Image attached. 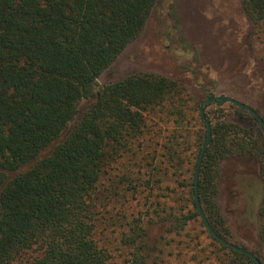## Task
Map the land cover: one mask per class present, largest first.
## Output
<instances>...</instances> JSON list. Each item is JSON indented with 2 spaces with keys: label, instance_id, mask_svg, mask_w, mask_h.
I'll use <instances>...</instances> for the list:
<instances>
[{
  "label": "trees",
  "instance_id": "1",
  "mask_svg": "<svg viewBox=\"0 0 264 264\" xmlns=\"http://www.w3.org/2000/svg\"><path fill=\"white\" fill-rule=\"evenodd\" d=\"M157 1L0 0V264H117L121 252L125 264H164L159 242L149 244L147 233L153 217L167 220L164 212L173 227L167 232L185 233L191 264H255L206 230L194 174L209 121L198 199L226 240L230 231L216 202L219 166L253 155L264 181L258 121L229 104L207 107L204 120L185 87L155 74L97 89L100 74L138 38ZM242 6L264 61V0H242ZM85 100L92 101L88 110L43 155ZM137 161L145 162L147 178L135 176ZM156 188L165 202L144 194L145 211L127 214L140 194ZM117 207L124 212L107 221L121 229L112 249L97 226L103 210ZM258 218L264 243V190ZM188 227L200 230L190 234ZM203 233L211 240L206 247Z\"/></svg>",
  "mask_w": 264,
  "mask_h": 264
},
{
  "label": "rangeland",
  "instance_id": "2",
  "mask_svg": "<svg viewBox=\"0 0 264 264\" xmlns=\"http://www.w3.org/2000/svg\"><path fill=\"white\" fill-rule=\"evenodd\" d=\"M260 49L253 37L252 24L247 17L242 0H158L150 12L145 27L136 40L129 43L120 55L97 79V89L138 74H155L185 87L195 101L205 95H225L234 98L264 114V61L256 53ZM248 81L250 85L248 86ZM256 99H260L259 103ZM92 101L80 103L78 114L47 151L61 142L74 128ZM228 104L224 105L229 109ZM208 111L215 110L214 105ZM244 156V157H243ZM228 158L220 163L216 202L229 228L226 240L251 253H257L264 262V243L259 241L258 210L264 190V181L258 174L256 157L247 155ZM135 176L141 178L148 172L145 162L137 161ZM139 172V174H137ZM144 194L153 203L165 202L156 189L140 194L127 214L145 211ZM158 195V196H157ZM157 197V198H154ZM147 202V201H146ZM168 204V203H167ZM109 209V208H108ZM103 210L97 226L98 236L108 247L118 248L120 230L109 226L116 214L124 210ZM156 217V224L147 227L148 242H159L164 264H191L193 252L186 245L185 233H169L171 220ZM187 228L190 234L199 231ZM201 247L211 242L206 233L201 234ZM164 237L162 240L161 238ZM169 242V245L166 243ZM118 255L119 252H114ZM117 257V256H116ZM125 255L116 258L117 264H125Z\"/></svg>",
  "mask_w": 264,
  "mask_h": 264
},
{
  "label": "water",
  "instance_id": "3",
  "mask_svg": "<svg viewBox=\"0 0 264 264\" xmlns=\"http://www.w3.org/2000/svg\"><path fill=\"white\" fill-rule=\"evenodd\" d=\"M232 105L240 110H243L247 113H249L250 115H252L255 120L258 121V123L262 126V129L264 131V121L261 117V115L259 113H257L254 109H252L251 107H249L248 105L225 95H220V96H210V97H206L203 100L200 101L199 103V111H200V115L201 117L205 120V109L209 106L212 105ZM205 126H206V140L204 142V144L201 147V150L198 154V158H197V162H196V169H195V174H194V200L200 215V219L204 222L205 226H206V230L211 234V236L213 238H215L216 240H218L221 244L225 245L228 248H231L237 252H240L241 254L249 257L251 260H253L255 262V264H261L260 261L257 259V257L251 253L250 251L241 248L235 244H232L230 242H228L227 240H224L223 238L219 237L214 230L211 228V226L208 223L207 217L205 212L203 211V208L199 202L198 199V190H197V183H198V178H199V171H200V166H201V162H202V157L203 154L205 152V149L209 143V140L211 138V127H210V123L209 121H205Z\"/></svg>",
  "mask_w": 264,
  "mask_h": 264
},
{
  "label": "crops",
  "instance_id": "4",
  "mask_svg": "<svg viewBox=\"0 0 264 264\" xmlns=\"http://www.w3.org/2000/svg\"><path fill=\"white\" fill-rule=\"evenodd\" d=\"M250 85V82L248 81V86ZM260 99H256V102L259 103ZM262 117H264V114L261 115ZM247 156H250V157H256V156H253V155H247ZM244 157V156H243ZM257 158V157H256ZM257 161H258V171H259V175H260V164H259V160L257 158Z\"/></svg>",
  "mask_w": 264,
  "mask_h": 264
}]
</instances>
